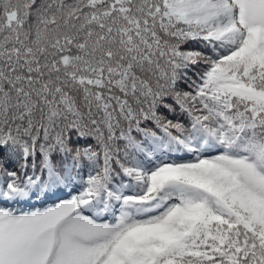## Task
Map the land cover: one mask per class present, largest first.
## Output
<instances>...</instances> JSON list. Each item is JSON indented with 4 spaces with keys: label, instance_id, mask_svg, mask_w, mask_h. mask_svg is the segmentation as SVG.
Here are the masks:
<instances>
[{
    "label": "snow or ice",
    "instance_id": "6c2138e0",
    "mask_svg": "<svg viewBox=\"0 0 264 264\" xmlns=\"http://www.w3.org/2000/svg\"><path fill=\"white\" fill-rule=\"evenodd\" d=\"M0 264H264V0H0Z\"/></svg>",
    "mask_w": 264,
    "mask_h": 264
}]
</instances>
